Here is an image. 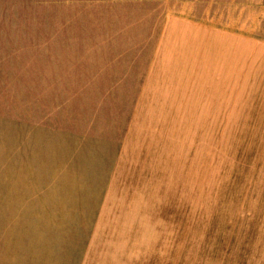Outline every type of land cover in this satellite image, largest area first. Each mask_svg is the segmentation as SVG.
<instances>
[{
    "label": "rangeland",
    "instance_id": "rangeland-1",
    "mask_svg": "<svg viewBox=\"0 0 264 264\" xmlns=\"http://www.w3.org/2000/svg\"><path fill=\"white\" fill-rule=\"evenodd\" d=\"M163 2L120 45L132 75L102 55L82 87L74 55L51 59L68 12L0 0V192L95 211L102 194V222L131 228L102 264H264V0Z\"/></svg>",
    "mask_w": 264,
    "mask_h": 264
},
{
    "label": "crops",
    "instance_id": "crops-1",
    "mask_svg": "<svg viewBox=\"0 0 264 264\" xmlns=\"http://www.w3.org/2000/svg\"><path fill=\"white\" fill-rule=\"evenodd\" d=\"M173 1L165 0L162 11L163 7L169 8ZM155 5L156 0H51V19L60 10L68 12L67 20H51L59 23L52 38L63 40L62 44L67 48L64 52H56L54 48L51 59L61 56L60 60L66 62L72 58H65L62 54L74 55L84 66L81 69L84 81L81 83L82 87H88V84L102 86V72L105 71L107 62H102L101 68L96 71H92L90 66L89 71H86L85 63L99 61L102 55H114V59L125 63V70L130 69L132 75V53L138 45L130 50L122 49L120 45L123 40H138V27L140 23L151 20L152 17L149 18L147 13ZM143 7L150 10L145 13ZM160 14L156 21L162 23L164 32L170 28L172 21H180L179 17L171 16L168 12L161 17ZM151 21L154 22L155 19ZM85 38H94L96 42L89 41L92 43L89 46L78 42ZM78 43L79 53L76 46ZM134 53L137 54L136 51ZM160 57L156 54V58ZM108 64L111 65L109 69L116 66L115 62ZM85 73L90 82L84 80ZM147 78L149 81L150 76ZM130 80V86L134 87L137 79L131 77ZM127 83L128 73L117 84L111 80L110 86H127ZM134 97L137 106L138 95L135 94ZM137 111L135 109L136 113ZM95 119L98 118H93V121ZM93 127L96 128V125ZM50 192L52 191H42L34 197H29L26 193V196H21L23 194L0 192V264H102V249L106 251L128 236L131 229L128 224L102 222V194L99 197L100 205L95 211L84 206H69L67 201L65 206H58L59 201L52 206H43ZM13 198L20 199V202L10 201ZM63 198L67 200L65 196ZM113 256L112 254L103 264L116 263L111 259Z\"/></svg>",
    "mask_w": 264,
    "mask_h": 264
}]
</instances>
